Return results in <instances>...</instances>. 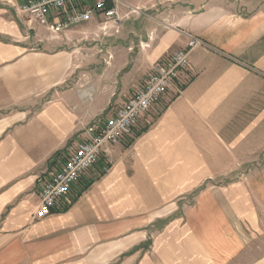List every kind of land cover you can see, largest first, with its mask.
<instances>
[{
	"label": "crops",
	"instance_id": "crops-1",
	"mask_svg": "<svg viewBox=\"0 0 264 264\" xmlns=\"http://www.w3.org/2000/svg\"><path fill=\"white\" fill-rule=\"evenodd\" d=\"M14 1L0 0V264H264V0H186L154 18L125 81L193 35L203 43L181 92L160 95L142 132L112 145L110 169L45 217L41 184L84 106L60 97L34 111L36 81L38 92L61 86L52 61L69 52L30 49L43 29L27 38ZM118 47L109 69L127 67Z\"/></svg>",
	"mask_w": 264,
	"mask_h": 264
},
{
	"label": "built area",
	"instance_id": "built-area-1",
	"mask_svg": "<svg viewBox=\"0 0 264 264\" xmlns=\"http://www.w3.org/2000/svg\"><path fill=\"white\" fill-rule=\"evenodd\" d=\"M26 25L29 38L36 27L43 29L41 36L60 37L73 26L97 20L103 31L109 22L118 26L124 0H23L12 2ZM117 28V27H116ZM201 38L189 35L188 49L174 50L168 58L151 64L143 81L135 84L120 103L111 105L106 117L85 127L73 141L72 148L59 160L43 179L40 202L35 217H45L62 206V198L75 194V186L82 180L106 173L111 165L107 155L112 145L126 140L131 143L141 132V120L156 104L160 95L178 88L176 79L188 68L189 51L202 44Z\"/></svg>",
	"mask_w": 264,
	"mask_h": 264
},
{
	"label": "rangeland",
	"instance_id": "rangeland-1",
	"mask_svg": "<svg viewBox=\"0 0 264 264\" xmlns=\"http://www.w3.org/2000/svg\"><path fill=\"white\" fill-rule=\"evenodd\" d=\"M124 1L130 7L120 6L124 13L120 16L119 25L113 27L114 22H109L106 32L100 29V25L86 24V29H80L79 26L71 27L72 32L69 34V38H56L46 34L38 40H29L32 42L29 44L30 49L36 51L45 49V51L56 53L62 49L69 52L65 57L58 59L55 57L56 59L52 61L54 64L64 66L62 74L57 73L58 77L61 75L64 78L61 86L52 87L49 91L46 89L44 92H38L41 84L37 81L35 84L34 111L42 105L57 101L60 97L66 99L76 97L77 101L80 100L83 103L82 115L77 120L67 142L63 144L65 147L59 151L61 155L72 141L83 134L88 124L106 117L109 113V106L122 102L129 95L132 85L139 81L131 78V82L128 83L125 81V76L132 71L137 56L144 49L145 45L142 41L150 39L152 20L159 18L163 12L171 13L176 8H186L187 6L186 0ZM78 27L80 30L74 31ZM119 45L123 46L127 52L124 56V61H128L127 67L120 69L121 65H118L114 69H109L112 66L113 58L116 57L115 62L117 63L122 59L121 53L118 52L121 50ZM116 52L118 53L116 54ZM66 89L70 94L64 93ZM60 91H63L64 94L60 95ZM92 106L97 109L91 111ZM75 107L77 104L72 105L73 110ZM37 133L39 130H36Z\"/></svg>",
	"mask_w": 264,
	"mask_h": 264
}]
</instances>
